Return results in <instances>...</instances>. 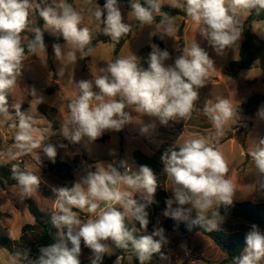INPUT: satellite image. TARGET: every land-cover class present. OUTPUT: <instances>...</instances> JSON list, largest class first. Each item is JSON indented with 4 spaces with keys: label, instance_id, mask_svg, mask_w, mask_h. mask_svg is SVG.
<instances>
[{
    "label": "clouds",
    "instance_id": "clouds-1",
    "mask_svg": "<svg viewBox=\"0 0 264 264\" xmlns=\"http://www.w3.org/2000/svg\"><path fill=\"white\" fill-rule=\"evenodd\" d=\"M169 5L197 25L201 37L220 56L228 49L239 50L244 33L242 15L264 13V0H170ZM129 7L127 16L141 26L153 27L161 39L176 36L175 17L161 10L160 0H145L144 5L140 0H130ZM82 13L113 45L132 31L133 25L125 19L118 0H106L103 6L97 0H84L79 10L68 0H0V124L14 131V145L0 146V161H19L42 147L54 163L58 148L66 147L64 143H44L35 118L21 111V103L12 104L14 112L10 111L8 97L19 85L26 57L46 52L44 30L65 41L52 44L55 58L62 64L65 60L76 64L91 55L93 32L87 26L79 27L84 21ZM37 15L44 21L43 29L33 26ZM149 47L146 69L133 54L107 62L93 79L74 82L77 95L68 103V116L59 130L65 140L92 143L106 131L119 132L133 122V111L152 118L141 123L142 134L155 130L157 121L168 126L170 121L192 117L200 99L199 89L216 70L214 61L195 39H186L174 60L167 49L155 43ZM170 60L173 62L168 63ZM58 74L63 76L64 69ZM28 92L37 105L45 102L34 88ZM202 111L215 130L212 140L223 136L225 127L239 116L228 98L205 103ZM257 115L264 119V107ZM56 134L49 131L47 140ZM248 156L256 175V192H264V137L256 140ZM161 162L172 185V195L166 198L161 214L185 222L189 230L200 226L206 232L219 231L224 220L219 208L233 204L236 186L218 146L205 138L185 139L178 150L165 151ZM11 173L19 199L33 197L40 187V176L20 163H12ZM158 187L157 175L147 165L134 169L123 159L88 165L86 175L71 186L53 188L55 207L50 217L57 230L55 242L40 246L35 258L30 257V250L17 249L8 256L10 264H81L82 246L90 251V264H103L106 256L116 255L117 249H131L139 264H151L156 255L167 260L162 248L170 240L162 226H154L150 234L136 235L137 225L143 233L148 232L147 209L158 204ZM245 244L241 253L231 258L232 264H264V231L257 224L246 232ZM181 248L186 250V244ZM123 260V254L116 255L113 264Z\"/></svg>",
    "mask_w": 264,
    "mask_h": 264
},
{
    "label": "rangeland",
    "instance_id": "rangeland-1",
    "mask_svg": "<svg viewBox=\"0 0 264 264\" xmlns=\"http://www.w3.org/2000/svg\"><path fill=\"white\" fill-rule=\"evenodd\" d=\"M145 3V0H140ZM162 6H170V0H160ZM74 7L79 10L84 0H69ZM122 12L127 22L133 25L129 38L125 41L120 51L115 55V45L113 43H98L88 59L78 60L76 64H70L66 60L63 64L55 58L53 49L46 44V52H40L36 56H27L22 69V76L19 85L14 90L13 95L8 97L10 111L14 112L11 105L21 103V111L31 114L36 121L37 132L44 138V143L59 144L64 143L65 148H58L55 162L53 163L43 152V148L34 150L32 153L21 157V167H30L41 178V182L53 190V188L67 186L69 179L67 175L57 170L58 163L69 165L73 171V181L86 175L88 165H94L97 162H112L121 159L126 160L134 169L136 164L133 153L139 151L147 158H157L161 160L158 150L166 151L171 145L178 147L185 139L205 138L216 144L224 154L230 167L229 178L236 186V192L233 201H264V192H256V175L253 164L248 152L253 148L259 137H264V119L257 115L258 110L264 107L260 105L253 115H240L225 127L224 135L211 138L215 130L211 123L203 114L205 103H214L220 98H228L232 101L234 107L246 102L254 94L264 95V84L262 83L263 73L258 63H255L250 70H244L235 77H226L223 75L225 68L231 61L238 59V51L228 49L223 56L217 55L198 32V26L191 20L175 17L178 26V32L174 38H160V35L154 32L150 26H141L135 21L128 11L122 8ZM84 21L79 27L87 26L93 32V39L98 32L96 26L90 22L86 13H82ZM248 14L241 16V21H245ZM37 20V16L35 17ZM33 26H36V22ZM44 23L42 25V29ZM250 28L259 39L264 40V21L253 22ZM255 30V31H254ZM29 31L27 35H30ZM44 35L50 38H59L51 30H44ZM157 37L162 43V49H167L173 60L180 55L184 41L195 39L196 42L208 52L210 58L214 61L215 72L212 73L208 83L199 89V101L196 105L192 117L188 120L170 121L168 126H161L157 121L155 130H150L146 134L140 131L141 123H148L150 119L134 111L133 122L127 124L121 131H106L95 142L86 143L82 141L78 144H72L65 140L60 134L61 125L68 116L67 105L75 98L77 91L74 88V82L81 79H93L99 75V68L106 66L107 62L117 57H128L136 55L141 61L144 56L148 57L153 43V38ZM243 40V36H242ZM240 42V45L242 43ZM65 44V41L62 43ZM240 48V47H239ZM67 50V49H66ZM48 60L53 66L50 70ZM173 61H168L172 63ZM64 69V75L60 76L59 70ZM35 89L38 96L44 97L45 102L36 104L33 97L29 95L31 89ZM50 90L51 93H47ZM94 91H98L94 87ZM131 111V109H129ZM52 126H57L54 130ZM49 131L57 134L47 140ZM178 134V139H177ZM14 131L6 124H0V146L11 147L14 145ZM243 140V143H239ZM115 153L114 155L110 153ZM41 161V163L39 162ZM13 163V161H11ZM9 161H0V165H6ZM161 163V162H160ZM82 169H79L81 168ZM150 168L157 173L159 187L163 189L167 198L171 197V182L163 172V165L156 164V160L150 164ZM18 186H8L4 182L0 184V236L8 237L16 242L13 252L17 249L30 250L29 255L35 258L39 255L38 248L44 246L41 237L42 229L40 227L33 230H26L23 237L21 229L24 225H34V219L28 213L24 200L19 199ZM36 207L48 217V223L52 230H49L50 239L54 243L57 230L51 223L50 212L55 207L54 201L44 198L38 189L33 197H30ZM139 199V197H138ZM157 207H159L157 205ZM157 207L149 209V216L155 226H161L160 217L162 210ZM153 212L155 213L153 215ZM195 214V213H193ZM82 216L86 213H81ZM251 225L241 220H234L224 217L221 222V229L226 231H241L246 233ZM166 235L170 243L166 245L165 255L167 260H154L151 264H220L225 255L214 245V243L200 234L189 236L179 232H167ZM181 244H186L187 248L182 249ZM81 264H90V251L82 246ZM9 252L0 247V264H10L8 260ZM127 264H134L129 253H125L124 260ZM139 264V261L137 262Z\"/></svg>",
    "mask_w": 264,
    "mask_h": 264
},
{
    "label": "trees",
    "instance_id": "trees-1",
    "mask_svg": "<svg viewBox=\"0 0 264 264\" xmlns=\"http://www.w3.org/2000/svg\"><path fill=\"white\" fill-rule=\"evenodd\" d=\"M69 2V0H68ZM97 2L103 6V4L106 2V0H97ZM118 3L120 6L127 11H130V0H118ZM144 5L145 3H141ZM146 6V5H145ZM163 12H167L169 15H172L174 17L184 18L188 19L186 15L180 11L179 9L172 8L171 6H162L161 9ZM160 17L157 16V20H159ZM264 21V13L257 16L255 12L252 14H248V17L245 21H243L244 25V33H243V40L240 45L239 51H238V59L231 61L228 66L225 68L223 75L226 77H235L240 72L244 70H250L255 63L259 64V67L263 73L262 83L264 84V40H261L258 38L256 34H254L250 28V24L253 22H262ZM44 21L42 18H39L37 15L36 20V26L42 27ZM29 38L32 36V33L28 35ZM129 38V35L121 38L120 42L118 44H115V55L120 51L125 41ZM44 41L45 44L50 45V49H52L53 43H63L64 40L62 37L59 38H50L46 35H44ZM98 43H112L110 41V38L107 36H104L100 33H97L94 39L92 40V47L93 49ZM153 43L157 44L162 49V43L157 38H153ZM32 56V55H28ZM88 59V57H86ZM147 56H144V58L140 61V66L143 68H147ZM50 70L53 71V66L51 62L48 60ZM47 93H51L50 90H47ZM264 104V95L261 94H254L251 95L246 102L238 105L236 108L238 110V114L240 115H253L257 111L258 107L260 105ZM54 130H57V126H52ZM239 143H243V140H239ZM178 150V147L171 146L168 151L171 150ZM166 151L163 149L158 150V154L162 156V154ZM134 160L139 165H147L150 167V164L154 161L153 158H147L143 154H141L139 151H135L133 153ZM11 165L12 163H8L6 165H0V184L4 182L8 186H15L16 182L11 178ZM83 166H81L82 169ZM84 168V167H83ZM57 170L64 172L67 175V178L69 179L67 186H71L73 182V175L72 171L73 169L65 164V163H58L57 164ZM155 174V172H154ZM40 192L42 193L44 198H48L51 201H54V192L47 186H45L42 182L39 187ZM135 198L138 199V196H135ZM167 198V195L163 189L160 187L157 188L155 199L158 201V204H153L151 207H164L165 206V200ZM25 206L27 208L28 213L33 217L34 219V225H24L21 229V233L23 237L24 232L26 230H33L35 228L40 227L42 229L41 237L44 241V246L51 245L53 242L50 239L49 230H52L51 225L48 223V217L40 211L31 198H27L24 200ZM150 207L147 209L149 211ZM219 211L223 217H228L234 220H241L246 222L247 224H257L259 228L264 231V201H233V204L231 206H221L219 208ZM149 213V212H148ZM155 213L153 212V215ZM195 214H193L194 216ZM1 216V213H0ZM150 223L148 225V232L143 233V231L139 228V225H137V233L136 235H143V234H150L154 227V222L149 216ZM161 226L167 231V232H179L185 235L193 236L195 234H202L209 240H211L214 245L225 255V258L221 261L220 264H232L231 258L234 256H238L243 248L246 246L245 244V234L241 231H226L224 229H221L219 231H213V232H206L203 228L200 226H193L191 230H189L188 225L185 222H177L171 218H166L162 216V223ZM16 242L10 240L7 237L0 236V247L5 249L6 251L10 253L13 252V247L15 246ZM162 252L165 254V251L162 248ZM125 253H129L132 257V260L134 264H137L138 260L135 257V254L129 250H116V255H125ZM116 255H113L112 257H105L103 260V264H113V261L116 259ZM154 260H159V255L154 256ZM122 264H127L124 261H122Z\"/></svg>",
    "mask_w": 264,
    "mask_h": 264
},
{
    "label": "crops",
    "instance_id": "crops-1",
    "mask_svg": "<svg viewBox=\"0 0 264 264\" xmlns=\"http://www.w3.org/2000/svg\"><path fill=\"white\" fill-rule=\"evenodd\" d=\"M177 139H178V134H177ZM172 147H173V145H171ZM153 159H154V161L156 160V164H162V162H161V160L160 159H157V158H155V157H153ZM136 162V161H135ZM161 162V163H160ZM137 164V163H136ZM138 166H140V165H138ZM156 175H157V173H156ZM166 207V205L163 207V208H165ZM157 208H159V209H162L161 207H157ZM162 214H161V217H160V223H162ZM33 218V217H32ZM155 226V225H154ZM173 233V232H172ZM167 234V233H166ZM199 234V233H198ZM195 235H197V234H195ZM200 235H202V234H200ZM203 236V235H202ZM8 238V237H7ZM11 240V239H10ZM13 241V240H12ZM163 250L165 251V253H166V248H163ZM160 259V258H159Z\"/></svg>",
    "mask_w": 264,
    "mask_h": 264
},
{
    "label": "built area",
    "instance_id": "built-area-1",
    "mask_svg": "<svg viewBox=\"0 0 264 264\" xmlns=\"http://www.w3.org/2000/svg\"><path fill=\"white\" fill-rule=\"evenodd\" d=\"M12 163V162H10ZM13 163H21V159L19 161H13Z\"/></svg>",
    "mask_w": 264,
    "mask_h": 264
},
{
    "label": "water",
    "instance_id": "water-1",
    "mask_svg": "<svg viewBox=\"0 0 264 264\" xmlns=\"http://www.w3.org/2000/svg\"><path fill=\"white\" fill-rule=\"evenodd\" d=\"M116 162H118V161H116Z\"/></svg>",
    "mask_w": 264,
    "mask_h": 264
}]
</instances>
